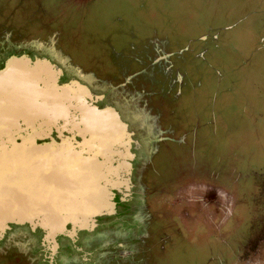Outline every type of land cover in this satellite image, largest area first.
I'll use <instances>...</instances> for the list:
<instances>
[{
  "label": "rangeland",
  "instance_id": "rangeland-1",
  "mask_svg": "<svg viewBox=\"0 0 264 264\" xmlns=\"http://www.w3.org/2000/svg\"><path fill=\"white\" fill-rule=\"evenodd\" d=\"M151 33L177 51L160 65ZM188 42L192 51L178 52ZM23 51L68 62L102 87L140 145V187L192 173L234 181L243 233L264 218V0H0V61ZM169 62L186 68L180 93L160 74ZM203 246L173 264H191Z\"/></svg>",
  "mask_w": 264,
  "mask_h": 264
},
{
  "label": "flooded vegetation",
  "instance_id": "flooded-vegetation-1",
  "mask_svg": "<svg viewBox=\"0 0 264 264\" xmlns=\"http://www.w3.org/2000/svg\"><path fill=\"white\" fill-rule=\"evenodd\" d=\"M170 42L168 39L162 41L158 33H151L146 43L149 50L156 53L154 65H160L177 53L172 49L165 50ZM188 43L178 52L192 51L191 43ZM206 54L208 48L198 51L194 57L203 59ZM22 55L31 61L47 60L60 70V74H54L58 86L78 82L84 87L59 96L63 119L42 127L44 135L58 142L55 129L62 132L63 128V138L72 139V143L81 142L75 128L83 129L79 108L88 106L98 110L114 109L126 124L127 133L132 135H125L120 141L123 148L114 146L111 150L112 171L108 180L115 182L116 186H108V189L114 203L113 215L97 217L87 231L76 230L70 234L68 225L64 235L54 239L46 238L39 227L13 225L0 239V264H173L179 253H187L198 242L205 245L204 252L199 253V261L194 257L191 264H264V228L261 226L264 218L254 220L256 225H250L243 233L241 226L244 219L239 216L237 208L240 204L239 190L232 188L234 181L228 186H218L210 181V176L197 178L192 173L181 176V183L165 188H154L151 181H147L143 189L137 178L140 145L117 108L107 102L102 87H98L89 75L74 71L68 62H58L26 51L4 56L0 69L9 57ZM163 56L164 59L158 60ZM161 70V75L174 77L180 93L186 75L185 66L169 62ZM49 138L45 141L48 142ZM127 150L131 156L120 159L114 155L120 152L126 154ZM262 211L264 214V208ZM211 237L220 238L219 242L212 243ZM200 257H207V260L201 262Z\"/></svg>",
  "mask_w": 264,
  "mask_h": 264
},
{
  "label": "water",
  "instance_id": "water-1",
  "mask_svg": "<svg viewBox=\"0 0 264 264\" xmlns=\"http://www.w3.org/2000/svg\"><path fill=\"white\" fill-rule=\"evenodd\" d=\"M56 72L49 61L24 55L0 69V239L13 225L39 227L54 239L68 225L70 234L87 231L97 217L114 214L111 150L132 134L114 109L88 106L79 108L83 129L75 128L81 142L63 138V128L55 129L58 142L44 135L42 127L63 119L59 96L84 88L58 86Z\"/></svg>",
  "mask_w": 264,
  "mask_h": 264
},
{
  "label": "bare ground",
  "instance_id": "bare-ground-1",
  "mask_svg": "<svg viewBox=\"0 0 264 264\" xmlns=\"http://www.w3.org/2000/svg\"><path fill=\"white\" fill-rule=\"evenodd\" d=\"M123 167V166H122Z\"/></svg>",
  "mask_w": 264,
  "mask_h": 264
}]
</instances>
